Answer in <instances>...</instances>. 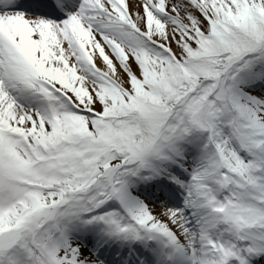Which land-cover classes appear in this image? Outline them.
I'll list each match as a JSON object with an SVG mask.
<instances>
[{
  "label": "snow or ice",
  "instance_id": "1",
  "mask_svg": "<svg viewBox=\"0 0 264 264\" xmlns=\"http://www.w3.org/2000/svg\"><path fill=\"white\" fill-rule=\"evenodd\" d=\"M0 264H264V0H0Z\"/></svg>",
  "mask_w": 264,
  "mask_h": 264
}]
</instances>
